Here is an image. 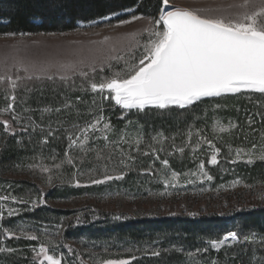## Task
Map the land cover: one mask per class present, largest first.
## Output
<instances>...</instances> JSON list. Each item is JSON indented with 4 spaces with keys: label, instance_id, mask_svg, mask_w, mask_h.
<instances>
[{
    "label": "rangeland",
    "instance_id": "rangeland-1",
    "mask_svg": "<svg viewBox=\"0 0 264 264\" xmlns=\"http://www.w3.org/2000/svg\"><path fill=\"white\" fill-rule=\"evenodd\" d=\"M242 2L169 0V7L215 9ZM134 16L145 18L133 20ZM157 17L137 15L135 10H130L107 19L81 24L78 30L69 33L0 35V75L7 74L13 78L19 75L23 78L18 81L14 103L6 99L10 90L6 92L5 86L0 85V109L13 103L25 125L32 124L29 117L36 115L41 126L36 127L35 131L29 127L27 132H22L19 125H16V135L12 136L4 133L0 125V142L3 147L10 143V138L15 139L18 146L31 143L33 148V137L37 136L41 140L37 158L33 162L28 159L29 152L8 162L0 159V195L15 196L27 202L0 201L4 211L0 228H9L17 235L22 229L38 237L37 240H27L0 235V248L15 249L11 253L0 252V264H34L35 253L32 249L35 247L38 251L41 243L48 245L50 254L54 253L62 260V264H101L109 259H127L131 264H212L213 261L226 264L216 259V255L224 251L227 255L245 254L247 250L237 246L246 244L256 249L257 256L264 254V248L260 247V241L264 238V199L260 198L264 195V178L249 175V170L255 165L263 166L264 173V160L258 158L264 148V138L262 134L256 137L259 132L257 126L252 124V115H242L244 124H241L238 116L230 118L233 116L229 112L230 104L209 102L201 107V121L190 129L193 135L189 142L187 132L184 137L176 133L168 135L164 127H155V121L163 123L172 120L158 114L143 115L134 110L118 122L121 126L116 127L110 120L114 114L111 113L113 101L101 100L98 93L90 90L88 80L76 73L68 72L72 79L64 82L76 79L86 82V86H75L85 94L89 93L81 102L76 101L82 105L76 106L69 95L63 92L59 106L64 109L56 112L52 108L58 94H48L42 88L45 82L62 81L59 76L65 73L60 68L61 64H75L78 70L82 68L89 72L88 79L94 76L97 83L101 77H110L115 71L123 70L126 62H133V57L138 60L143 51L142 45L148 38L147 33L143 32L149 26L147 18ZM133 33L140 34L136 39L141 46L130 51L129 41L125 37ZM117 56L124 58L108 59ZM33 65L37 68L47 67L49 74H54V79H36L35 75L27 79L32 74ZM101 65L103 71H100ZM24 66L29 67V73L18 71V68ZM89 66H95L96 72L92 73ZM66 104L71 106L65 107ZM101 104L102 114L112 126L107 133L109 141L102 138L103 133L95 132L90 134L83 151L79 145L69 148L68 136L72 134L74 138L77 134L73 125L82 127L91 122L100 114ZM217 104L219 107H216ZM62 113L70 115L73 121H56V114ZM110 113L112 115L108 116ZM228 116L229 119H226ZM0 119H10V116L5 113ZM129 120L132 122L129 123ZM217 121L224 126L231 122L236 127L224 133L213 131ZM146 124L149 127H144ZM66 125L69 130L62 138L67 148L62 153L58 148L60 138L54 130ZM246 125L250 126L249 130L257 129L245 132ZM49 127L53 130L51 136L48 135ZM198 131L219 149L217 164L209 162L215 149L207 143L201 141L193 151L200 140L196 135ZM125 133L128 143L121 141V135ZM159 133L167 138L162 143L152 140ZM137 136L142 137L143 141L138 146L139 150L134 142ZM252 136L257 140L249 138ZM45 138L48 140L46 144L43 143ZM253 144L257 146L253 163L246 162L248 156L243 152L241 159L232 162L236 159V149L247 152ZM180 148L184 149L182 153ZM153 149L162 150L154 152ZM66 152L73 157L77 167L73 168L65 162L57 169L55 165L65 160ZM145 152L149 154L144 155ZM97 153L101 159L96 158ZM165 159L169 161L167 166L161 163ZM201 162L204 163V171L212 176L211 180L199 175ZM41 165L47 166L50 171L42 172ZM78 169L84 174H79ZM173 171L179 174L176 186H165L164 179H170ZM73 173H77L76 180H79L80 186H76ZM120 173H124L123 179L107 181L101 185L91 183L92 179L103 178L105 174ZM49 175L52 176L51 185L47 183ZM189 180L193 183H188ZM41 200L43 203H40ZM32 203L38 206L33 208ZM9 208L18 209V214L9 217ZM212 217L218 218L219 222L211 221ZM224 229L228 233L237 232L241 242L229 240L216 251L211 248L209 241L223 239L225 235L221 233ZM253 233L257 243L243 242V236ZM49 241L57 247L52 249ZM153 249L159 250L161 255L152 256ZM189 252L192 253L191 257ZM230 261L232 264L235 262Z\"/></svg>",
    "mask_w": 264,
    "mask_h": 264
},
{
    "label": "snow or ice",
    "instance_id": "snow-or-ice-1",
    "mask_svg": "<svg viewBox=\"0 0 264 264\" xmlns=\"http://www.w3.org/2000/svg\"><path fill=\"white\" fill-rule=\"evenodd\" d=\"M145 17L134 16L133 20L144 19ZM107 19V17H105ZM149 19V26L143 29L147 33V40L143 43V51L138 60L133 57V62H126V67L121 71H115L110 77H101L99 83L95 81L93 76L88 79L89 72L82 68L77 69L75 64H61L60 68L64 70L63 75L59 76L62 81L71 80L72 77L68 72H73L88 80V85L93 93H98L101 100H110L114 102L115 106L121 109L130 111L136 110L145 112L146 109L169 110L172 108L194 110L195 106L203 103L206 98H220L227 94L239 93H260L264 94V0H243L242 3H232L227 6H220L213 8H186V7H169V0H162V6L159 9L157 18ZM130 21H123L129 23ZM6 35H15L6 34ZM21 35H24L21 33ZM139 33H133L129 37H125L129 41V50L140 47V41L136 37ZM107 40V38H106ZM122 56L109 57L108 59H123ZM83 64V61H80ZM92 73L96 72L95 66H89ZM29 73V67L18 68ZM101 65L100 71H103ZM32 74L28 75L27 79H32L35 75L36 79L46 78L48 80L54 79V74H49L47 67L37 68L35 65L31 69ZM23 79L19 75H0V85H4L6 92V99L13 103L16 100L15 90L18 88V81ZM74 83V81H73ZM13 103H9L7 107L0 109V116L7 113L10 119H0L2 130L8 135L15 136L17 132L16 125L22 132H27L29 127L32 131L36 130L39 125L29 124L25 125L18 113H16ZM66 104L65 107H70ZM216 107H219L217 104ZM100 114L96 115L91 122H87L84 126L73 125L77 129V134L73 138L70 134L68 139L70 141L69 148L79 145L81 150H84V145L88 142L90 134L95 132L103 133L102 138L109 141L107 133L111 131L112 126L110 122L102 114L103 104L99 106ZM44 111H50L45 109ZM60 112L61 109H55ZM125 112V114H126ZM124 118L123 115L120 117ZM15 122V124L13 123ZM132 121L129 120V123ZM251 123V121H249ZM236 125L229 122L228 126H224L219 121L213 125V131L220 133L229 132ZM48 135H53V130L49 127ZM193 132L188 131L187 136L189 142ZM200 140L198 141L193 151L199 147L200 142L207 143L211 148L215 149L210 158V163L215 165L218 163L217 154L219 149L215 148L201 132L196 133ZM98 139L101 137H97ZM264 138V134H262ZM162 133L152 137L156 143H162ZM121 141L128 143L127 134L121 135ZM137 150L139 145L143 142L142 137L137 136L135 139ZM43 143H48L47 138ZM151 147V145H150ZM253 144L252 148L245 152L244 149H236L235 163L241 159V153L248 156L247 163H253V154L256 149ZM162 149H153L158 152ZM179 151L182 153L183 148ZM145 152L144 155H148ZM97 159H101V155L97 153ZM159 159V156L156 157ZM260 160H264V148L258 156ZM72 165L76 168L77 165L73 157L66 152L65 160L61 164H56L55 167L59 169L63 163ZM83 162V158H81ZM161 163L165 166L169 164L167 159L162 160ZM30 167H35L31 165ZM42 172H49L47 166L41 165ZM199 175L207 180H211L212 176L204 171V163L199 165ZM79 174H84L81 170H77ZM77 173H73V180L76 186H80L79 180H76ZM178 173L171 172V178H165V186H176L178 180ZM192 175H197L192 173ZM124 173L117 175L105 174L103 178L92 179L91 183L101 185L111 180L123 179ZM193 183L192 180L187 181ZM47 183L52 184V176L47 177ZM264 199V195L260 197ZM13 201L16 203H27L23 200H18L15 196L0 195V201ZM40 203H43L41 200ZM38 206L37 203H32V207ZM18 209L9 208L7 215L10 217L18 214ZM4 218L3 206L0 205V220ZM119 219V217H116ZM0 235L4 238H24L27 240H37L38 237L33 234L25 233L22 229L19 235L9 228H0ZM241 242L240 235L231 231L227 233L223 239L211 240L209 244L212 249L219 251L222 246L228 241ZM243 242L255 244L256 236H243ZM52 249L57 246L54 242L49 241ZM260 247L264 248V238L260 241ZM33 252L34 264H62V260L54 253L50 254V248L43 243L40 244L39 249L34 247ZM15 249L10 247L0 248V252H14ZM179 251V249H178ZM199 251V250H198ZM207 251V249H203ZM151 255L159 257L161 255L159 250L153 249ZM189 257L192 253H188ZM132 259H135L133 257ZM251 264H264V254L257 256L256 249H252V256L250 257ZM101 264H131L130 260H104ZM212 264H217L213 261Z\"/></svg>",
    "mask_w": 264,
    "mask_h": 264
},
{
    "label": "trees",
    "instance_id": "trees-1",
    "mask_svg": "<svg viewBox=\"0 0 264 264\" xmlns=\"http://www.w3.org/2000/svg\"><path fill=\"white\" fill-rule=\"evenodd\" d=\"M162 6V0H0V35L6 34H62L74 32L79 29L81 24H89L96 22L98 20L104 19L105 17H111L119 15L130 10H135L137 15H146L156 17L158 15L159 9ZM72 82L64 81H48L45 82L44 92L48 94H58V97L53 101V108L55 110L60 108V96L64 94L69 95V99L75 102L76 106L82 105L81 102L85 99V94L83 91L76 89V85L86 86V82L83 80ZM0 91H2L0 89ZM88 92V91H87ZM2 92H0L1 94ZM69 93H72L69 94ZM209 102H218L230 104L229 112L233 115L230 118H235L238 116V120L241 124H244L242 120V115H252L253 126H257L258 134L256 137L264 133V94L260 93H240L233 96H223L220 98L206 99L203 103L194 107V110L188 109H178L172 108L169 110H156V109H146L145 112H141L143 115H153L158 114L164 119H172L166 122L155 121V127H164L168 135L176 133L178 136L184 137L186 132L198 122L201 121L199 116L202 110V106ZM112 103L113 119L112 122L116 127L121 126L118 122L121 120V115L128 116L129 114L135 112L134 110L127 111L121 109L119 106H115ZM231 103H234L231 104ZM261 105V106H260ZM38 110V109H36ZM228 110V108H226ZM126 112V114H125ZM108 114V116L112 114ZM36 116V115H35ZM35 116L29 117L32 124L40 126V120ZM56 121L66 122L67 120L73 121L72 117L66 113L56 114ZM229 119V116L226 118ZM161 120V119H157ZM162 121V120H161ZM194 121V122H193ZM57 122L55 123V125ZM59 126V125H57ZM191 126V127H190ZM242 126V125H241ZM144 127H149V125H144ZM249 125H246L245 132H252L257 128H252L249 130ZM38 128V127H37ZM119 129V128H117ZM243 129V126H242ZM241 130L237 131L234 135L237 136ZM69 130V126H60L54 130L55 135L60 138L59 140V150L64 153L66 151L67 145L65 139L62 136ZM1 137V136H0ZM255 138V136L249 137ZM248 138V139H249ZM35 139V140H34ZM263 139V138H262ZM8 143L5 147L2 146L0 142V159L3 162H8L13 159H19L23 156L24 152H29L28 159L35 161L37 158L38 144L41 140L35 136L33 137L34 148L31 147V143L27 145L18 146L15 139H8ZM63 140V141H62ZM184 140V138H183ZM251 140V139H249ZM256 141L257 139H253ZM1 141V139H0ZM55 142V141H54ZM28 150V151H26ZM263 166L255 165L249 170L250 176L257 175L258 177L264 178ZM249 219V217H246ZM211 221L219 222L218 218L212 217ZM228 233L227 229H224L221 235H226ZM248 246V248H245ZM241 250H247L239 255H227L226 251L220 252L216 255V259L226 264H232L230 260H233V264H251L250 257L252 256L251 245L237 246ZM230 252V251H229ZM21 264V262H16Z\"/></svg>",
    "mask_w": 264,
    "mask_h": 264
},
{
    "label": "water",
    "instance_id": "water-1",
    "mask_svg": "<svg viewBox=\"0 0 264 264\" xmlns=\"http://www.w3.org/2000/svg\"><path fill=\"white\" fill-rule=\"evenodd\" d=\"M243 93V92H242ZM240 94V93H239ZM233 95H237V94H227V95H225V96H233ZM206 99H213V98H206ZM205 99V100H206Z\"/></svg>",
    "mask_w": 264,
    "mask_h": 264
}]
</instances>
